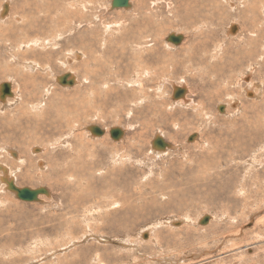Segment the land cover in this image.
Wrapping results in <instances>:
<instances>
[{"label": "rangeland", "instance_id": "obj_1", "mask_svg": "<svg viewBox=\"0 0 264 264\" xmlns=\"http://www.w3.org/2000/svg\"><path fill=\"white\" fill-rule=\"evenodd\" d=\"M9 1L11 4L10 5L11 10L9 8V4H7L8 2L5 3L6 0H0V12L3 10L4 5L8 6L7 7L8 11L3 17V19L5 18L4 19L5 21L2 22L3 19H0V29L5 32L4 36H2V34L0 33V66L5 67L7 65V67L9 68L12 69L14 68L13 70L11 69L12 71H10L13 73L12 75L14 76V79L12 76H9V74L7 75L4 73H0V84L6 82L9 83L8 80H11L13 90L15 92L16 91L21 92L20 94H22V96L24 97L27 96V90L22 86L23 84L20 82V79L18 78L19 76L20 78H24L25 76H26L25 78L27 77L29 78L30 76L31 84L27 86L28 92L30 90V94H32V96L36 95V98L38 97V101L36 100L33 101L34 98L30 97L33 100L28 101V104L36 105L40 102L43 103L44 101H47L45 99L41 100L42 96H44L45 94L44 90L47 87H51V91H52L51 95L55 96L54 99L55 102L53 101L51 102L53 103V105H51L53 108H50V106L45 107V110H47L46 111L47 115L48 113H50L49 117L54 118V122L52 123L49 122V118L48 119L46 118V121H44V123L40 121H34V119L31 117L33 113H29L25 105L21 106V109L17 108L18 104L12 105L13 107L12 106L9 107L7 106L4 108L0 107L2 108L0 110V124H1L0 125V161L3 162L2 164L4 165L5 168L11 169L9 170L12 171L13 174L10 173L9 175L13 176L11 177V179L13 181L15 180V186L19 185L18 186L19 188H29V189L45 188L50 193L49 196L47 195V196L38 197V202L26 203L18 200L14 193H11L7 190L6 186L0 185V187L4 188V189L0 188L1 189L0 190V264H89V263L95 264V261L91 259H94V255H96L94 253L97 252L102 254L103 261L101 263L103 264H208L211 260L212 261L209 264H247L248 262H249L248 264H264V248L261 247V249H257V248L249 249L250 247L255 248L256 244L261 243L262 241L264 244V240L261 239L259 241L256 240L257 243L254 242L255 236L253 235V231H252V229L254 228V223L257 221V219L261 218V216L262 217L264 216V138L257 137L256 140L251 141L249 144H246V142H241L242 147L240 146L239 149L227 148L223 150L222 147L218 144V142H223L224 140L225 142L228 141L230 142L233 133L234 132L239 133L238 131H241L242 129L241 126L248 125L249 127H253V128L255 127L254 129L258 131H261L264 128V123H263L264 122L263 121L264 66L259 67L258 63L261 61L260 59L258 62L256 61L250 62L249 56H244L242 58L240 55L241 51L239 55H237V48L240 46L235 45L233 41L228 40L225 36L227 27L230 24H236L235 26L239 27V29L242 28V34L247 39L246 34L248 30L245 27L250 25L249 21L253 18L256 21V23L251 24V26L253 29L256 30L255 35L258 43L253 44L252 58H258L260 56L259 43H262L264 45V28L262 31V27L264 26V9L262 8L264 0H250V2L248 0H231L230 3H232V7L230 4L228 5L229 7L226 5L227 4L226 0H220L219 10L217 11V15L213 11L211 6H210L211 9L208 8L210 10H206V9H203V11L197 10L195 2H198L199 0L198 1L197 0H157V1L145 0L144 4L142 3L141 0H131V4L136 10L132 7V10L134 9L135 11L133 10L134 11L133 12L131 10L132 12L129 14L123 12V10H129V9H125V8L111 9V7L109 6L110 0H102L101 1L102 3L100 2V0L99 2L98 0H96V2L93 4L94 7L91 6L92 8L97 7L96 13L92 12L91 14L92 16L94 15L95 17L98 16V21L96 22L97 25L99 24V20H100L101 21L100 23L103 22L104 24H109V25H112L113 23L114 24L120 23V24H125L126 26L128 25L127 28L131 26L130 27L131 31L133 29V33L135 32L134 35L135 40L133 39L134 40L133 41L131 39L133 44H135V41H140V40H136L138 39L137 33L139 31L141 32L142 30L141 34L144 37L142 36L140 37L142 38L141 43L143 42L145 46L148 44H152L153 47L156 46L155 49L158 48L156 58L148 54L149 49H147V51L145 49V53L142 56L144 58L143 61H141V56L137 55L138 54L137 51V53L133 55L134 59L130 60L132 62L131 63L132 65L130 66L128 65L124 66V64L126 63V59H124L125 61L119 60L120 64L118 65V70L116 67L115 69L113 68L115 64L110 66L112 62L110 63V61H106V59L109 60L108 58L99 59V56L95 55L92 52V50L96 47L95 45H97V42H95V45H93L94 47L89 46L90 49L88 50L79 48L78 47L79 43H75V42H79L77 40L79 39L81 31H83L84 28L87 30L89 25L88 23H82L79 29L78 28L74 29L73 26L72 27L70 26L69 21L68 23L67 21H65L66 18L67 17L69 18V16L71 15L68 16V13L66 12V18H65V12L63 11L67 7L65 5L69 6V4L72 3V1H77V0H69V1L50 0V4H49L50 11L49 10H48L49 12L47 11L48 14H50L49 16L48 14H46V12H43L42 14L40 12L41 10H38V9L47 10L43 8L42 5L38 4L39 3L38 0H29V1L17 0V5H14L12 0ZM204 1H206V3H209L210 0H204ZM223 1H225L226 3H224ZM27 4H29V9L26 7ZM36 4L38 7L36 6ZM55 4L58 5L59 7L55 6ZM61 4L63 5L65 4V5L63 6ZM39 5L42 8H39ZM247 5H249V7L252 6V8L254 7V11H252V13L248 11L249 12L248 14L246 11H244ZM140 6H142V9L141 8L139 9ZM186 7H188L187 9L193 12L191 13L187 12ZM147 8L148 10H146ZM239 11L242 13V18H245L244 20L245 24L241 22L242 21L241 14L240 17H238ZM8 12H10V14L14 15L15 17L20 16L21 21L16 22L15 19L12 20V16L11 19L10 17L9 18L6 17ZM117 12L118 15H116ZM121 12L123 14H121ZM233 14H235V16ZM46 15L48 19L45 18V20H43L44 19L43 16L46 17ZM81 15L82 17L86 16L84 13L77 12V16L73 20L75 21L74 25L77 23L78 21L77 19ZM121 15L124 17H122ZM189 15L191 17L192 24H190L189 21L186 22V19L189 17ZM229 15H232L233 18L230 17ZM26 16L28 17L26 18V20L23 21L22 19ZM94 16L92 17V20ZM71 17L73 18L74 16L72 15ZM138 17L142 19H139ZM132 19L138 22L139 25L138 27L136 26V24L133 25L136 22L135 21L133 22ZM85 20L87 19L85 18ZM230 20L232 22H230ZM91 22L94 23L95 20ZM38 24L39 26H36ZM22 25L25 27L24 29L26 31L24 29L23 31H20L18 29V27L21 28ZM30 26L32 27V29H30L31 28ZM35 27L36 29H34ZM37 27L39 29H37ZM68 27L73 31L72 35L71 34L69 35V33L67 34L66 32V29ZM249 30H251V28H249ZM99 31L100 30L96 29L97 33H100ZM26 32H28L29 34H27ZM30 33L34 34V36ZM171 33L182 35L184 38V40L182 38V41L185 42L178 47L167 48L165 39H167V36ZM9 34L11 35L9 36ZM121 34H122L121 31L115 32L113 34L112 37L115 36V38H113V40L115 39L114 41L115 43L117 42V39L120 38ZM146 34L148 37L146 36ZM236 34L237 31L233 35ZM57 35H61V40H55L56 41L55 42L54 39L56 38ZM32 37L35 39L37 37L38 38L37 40H35ZM153 38L155 39V41ZM27 39L29 40L33 39L39 42L43 40H47L52 44L55 43V45L51 44L48 47L45 46L46 48L40 46L39 48L32 49L34 52L42 51V53H40L42 59L40 57H33L35 59L34 62L37 64V66L39 65L38 69L40 71L37 70L36 73L34 71L32 74L27 73L30 71H27L23 68V66H27L28 64L24 63L26 61L25 57L22 58L20 56L21 55L20 52L24 53L25 51H29V49H20V50L17 49L16 52V48H15L19 43L22 44L23 42L22 40H24V42H27L28 41ZM11 40H15L16 42L18 40L19 41L16 43L15 46V42ZM195 42L203 43L202 49L207 50L209 52L210 62L208 66L210 67L219 63L216 57L214 59L211 58L213 51L218 46L224 50H227L228 52L227 55L224 56H222L221 54L217 55V57H219L220 59L226 57L228 61L227 70L223 71V79L220 80L221 81L220 86L217 85L216 82H213L214 85H211L209 88L207 87V94L209 92H210L209 94H212L213 92L214 95L222 94V99L219 100L221 102H218L216 98L215 101H213L214 100L213 98L212 103H210L208 98L201 99V97H199V94H198L199 97L198 98L196 97L197 94L196 96H194V93L193 92L191 93L189 90L188 94H186L185 96L186 99L192 100L196 104L202 102L205 105L200 107V109H202L203 112L202 113L197 112L200 111V109L195 110L196 107L195 109L189 108V110H184V108L180 106H177L176 108L173 107V109L170 110L169 106H165V105L169 104L168 102L170 101L175 102V100H172L171 97L173 86L170 85L168 82H165V84H163L161 82L162 79L165 80L168 79V81L172 82L174 86H179L182 83L180 81L183 76L185 78L188 77L189 79L190 76H193L191 77V79L194 81V83L189 82L190 80L187 78H186L187 80H185L187 86L190 84V87L188 86V89L195 87V89L194 88L193 89L195 90L196 93H198L197 91L201 92L200 90H198L199 88L200 89L202 88L204 90L206 89L205 88L206 87L205 85L207 84V82L205 81L206 78L204 77L203 81H201V79L198 78V76L199 74L201 75L205 73L208 74L207 70H205L204 72L202 70V71H194L190 73L187 71L190 69L187 70L185 69L187 66L190 67V64L189 65L187 64L186 59H188L189 56L191 57L194 55V53H191L193 48L191 49V51H189V48H191V46L193 47ZM228 42L233 44H230ZM6 44H9L10 47L8 48ZM248 44L249 42L243 45L242 48L246 50L248 48ZM166 48L167 50H165ZM13 49L15 50V52H13L14 51ZM127 51L128 53H131L132 49H127ZM72 52L73 53L78 52V54L81 57L78 60H74L73 58L74 56L72 55ZM199 52H202L201 54L202 57L201 56L198 57L197 55L198 60L201 59L203 60L205 53H203V51H199ZM43 53L45 56L43 55ZM46 53L48 54L46 55ZM262 53L261 56L263 57L264 55ZM9 54H11V56L12 55L15 56L16 54V57L18 56L17 60H14L15 62L12 61L13 63L10 62L9 58L11 56ZM28 57L27 59L31 61L32 57L31 56ZM145 57L147 58L150 57L151 60L148 59V63H147L146 61L147 58L145 59ZM72 60H74L75 62ZM134 60L138 62L137 66H133ZM68 61L69 63H67ZM195 61H197V58H195L194 62ZM47 63L49 64L48 65L49 67L46 65ZM248 64H253L255 70L252 72L251 77H249L250 79L248 78L247 81L241 82V84H243L242 86L246 88L245 84H247V82L251 80L250 84L253 83L252 85H256L257 87L262 88V89L259 88L260 92L256 90V95L257 96L259 95L258 97L254 95H250L249 97L245 96L246 94L244 93V91L242 92L240 88L241 84L240 85L238 84L240 77L245 75V73L247 72L246 68ZM76 65L78 66L76 67ZM263 65H264V61H263ZM153 66L155 68H153ZM46 67H48L47 68L49 69L48 71L46 70ZM143 67L148 71V73H150V75L147 76L148 79L144 77L141 81L142 83L141 90L143 91L144 89V91L147 92L148 95L150 96V99L147 100L148 106L149 104L150 107L152 106V103L149 101H152L151 96H153L155 90L154 88H156V85H158L159 82L162 83L163 85L162 88L164 89L163 91H165V93L163 92V96L165 97L163 96L161 97L163 99L164 105H162V102L161 104L158 103L159 107L157 104L156 109L149 110L150 113L149 112L146 113V110H143L140 114L134 113V110L137 109V107L140 105L137 106V104H135L132 100L134 99V97L136 98L140 96L138 91L135 93L133 91L140 90V88L138 87L129 88L130 86L127 87L124 84H122L120 87H118V89H116L117 92L118 91L120 92L118 93L113 92V95L108 97L105 105H102V101L105 99V95H104L105 89H103L105 88V86L99 87L98 84H100L102 81L104 82L106 79H107L106 81L108 82L111 81L114 82L117 81L118 79H121L122 81L124 80L123 78L126 77L127 80L131 81L134 77L133 74L136 71L142 69ZM111 68L113 69L111 70ZM170 68L173 70L172 74H169L172 71L170 70ZM228 68H231L234 72L230 73V71H228ZM77 69L79 71H77ZM85 69L96 72L98 71L97 73L102 72L101 73L102 76L101 77L98 76L97 78V81H99V83L95 82L96 81L95 78L98 74L95 75V78L94 76L92 77L94 82L91 81L90 75L87 78H85L84 77ZM68 72H72V74H74L77 81L78 80L79 81L75 87L70 89L69 88L64 89L65 87L57 84L55 80L56 77L60 75H64L65 73ZM141 72L142 71L140 70L139 73ZM103 73L105 75H103ZM3 74L5 75V77ZM154 74H156L157 76L156 75L153 76ZM109 76L111 77L109 78ZM82 77L84 78L82 79ZM32 78L35 80H33ZM108 78L109 80L111 79V81H109ZM227 81L229 82L227 83ZM153 82H155V84ZM224 82L227 83L228 85L227 84L222 85ZM40 83H43L42 87L38 86V84ZM94 83L96 84V86ZM200 85H202L203 87H201ZM37 87H41L39 93ZM53 87L56 89H54ZM112 87L115 90V86L113 85ZM22 89H25L26 92L22 91ZM125 91L127 92V95ZM123 93L128 97V99L125 102L124 101L118 102L115 99L116 96L114 95L117 96L119 94L123 95ZM17 94L18 93L16 92L15 96ZM20 94H18L19 97ZM129 95L132 96L130 97ZM97 96L99 97L97 98ZM168 96H170L171 99H169ZM49 97L51 96H48V98ZM233 99H236L237 101L241 102L240 109L235 112L233 111L232 107H229V105L233 103L232 102ZM156 100L154 99L155 102ZM176 101L178 102L179 100ZM2 102L3 101H0V106L4 105ZM57 103L58 105H56ZM233 104H235V102ZM219 105L228 106L227 110L229 111V114L225 113L226 110L225 108H224V113H219L218 112ZM164 106L165 108L167 107L169 110L167 108L165 109ZM141 107L142 106H140L139 109H141ZM98 109H100L99 112ZM179 110L180 111L182 110V112H180ZM128 111L132 112V114L135 117H139L138 119L135 118L136 121L132 123L134 129L128 128L129 127L128 121L129 118H131L130 117L131 115L128 116L126 114ZM152 111L161 113V116L160 115L153 116ZM94 112H96V114ZM100 116L101 117L104 116V117L101 118ZM77 117H79V120ZM74 119L76 120V122ZM173 124H175V126ZM10 125H12V127ZM13 125L15 128L13 127ZM36 126L42 128V132L40 129L39 131H36L35 130ZM86 126L99 127L100 129L104 130L106 133H108L110 129L120 128L125 130V135L123 136L120 142L119 141L115 142L112 139H110L109 134H106L105 136L101 137V140L100 138L96 139L99 141V142L97 141L96 143L95 141H90V139L89 140L87 139L88 135L86 130H84L87 128ZM73 128L75 130L72 131ZM9 130L11 132H9ZM34 131L36 132L34 133ZM73 133L76 136H73ZM237 133L235 134L237 135ZM157 134H161L164 141L171 145V148H169L170 151H167L165 155H160V157L155 156L153 152L150 150L152 139H154V137ZM195 134L197 135L198 139L196 138L195 141L193 140L191 143H189L187 141L188 138ZM77 136L79 137V139ZM204 137L205 138L209 137L211 140H213V142L211 141L212 144L216 145L217 142V145L216 146L211 145L210 148L209 147L205 148ZM84 138L86 139L87 142L85 141ZM238 140L241 139L238 138ZM242 140H246V139H242ZM90 142L96 144L97 146L91 145ZM89 143L90 145H88ZM244 143L245 145H243ZM80 144L82 146H79L78 149H75L77 148L76 146ZM7 145L9 146V148ZM44 145L46 149L43 147ZM71 145L72 146L74 145L73 146L74 151H71ZM84 145L85 146L88 145L87 147L89 148V150ZM32 148L35 149V152L31 150ZM7 149H9L10 151ZM79 150L81 151L80 153H78ZM6 152H13L16 155L21 153L19 156L18 155L17 156L19 157V159L23 160L22 165L19 164L20 166H17L18 164L16 163V161H14L16 165L10 167L9 162L11 160L6 158L8 156ZM74 152L78 153L79 154L78 157L80 158H78L77 154H75ZM209 152L212 154H210ZM82 153L84 154L83 155L84 159L81 156ZM66 156L69 159L66 158ZM10 157L15 159L14 157H12V155ZM81 158L84 161V163L81 160ZM35 162L36 164H34ZM210 162L211 164L213 163L215 164L216 162L215 164L216 166L213 164L214 167L212 168L211 166V169L209 171V169H207L208 168L207 164L209 165ZM40 163L41 164L43 163L42 167L39 166ZM70 163L71 165H69ZM236 163L239 164L237 165ZM23 164L26 167L23 166ZM8 165L9 167H7ZM57 165L60 167V169H58L59 167ZM74 165L77 166L78 169H80L81 167V170H83V172L81 174L78 173L77 175H71L72 168L75 167ZM217 166L218 167L220 166L219 170L217 169L218 168ZM23 168L25 169L27 168L26 170L27 172H25V169ZM32 171H34V173ZM43 171L46 172V173L44 172L45 175ZM61 171L64 172L61 173ZM68 171L70 172V174L68 173ZM196 172L199 174H197ZM24 173H27L28 175L30 174L29 176H31V180H32L31 182L23 183L24 181L20 180V178L22 179L21 176L24 175ZM191 174L193 175L194 180L190 179ZM32 175L34 177H32ZM78 175L81 177L78 178L77 177ZM49 177H51L52 179ZM203 177L205 178L207 177L206 179L208 182V187L206 188H203V186H201L202 183L201 181ZM255 177H257L258 179ZM226 178L234 181L233 182L234 185L232 184V186L234 187L233 188L231 187L230 190L227 191L228 193L226 192L225 189H221L220 191L223 192H219V189L217 190V188H220L219 183L220 181L227 180ZM252 178H255L253 179L254 181L251 180ZM237 180H239V182ZM238 186H240L241 189L237 188ZM110 187L115 188V191L110 190ZM200 187L203 188L204 190H202ZM255 188L258 190L257 195L253 194ZM233 189H235V192L233 191ZM201 191L202 193L203 191L204 192L208 191V192L207 194L201 196L202 194ZM114 192L115 193L117 192L116 193L117 195ZM215 193L216 195H219L220 201L219 199H213L211 201L208 199L209 196L212 195L214 196ZM88 194L90 195V197ZM110 194L112 196L125 197L128 203L127 204L128 207L134 208L133 211L136 210L137 211L136 213L140 212V214L134 215L131 218H129V220H127L126 222L127 228L126 227L124 228L125 231H121V232L119 231L118 233H112L108 231L110 230L111 227H112L111 229H114L116 226L115 217L113 216L112 213L113 211H111L109 207L106 208L103 207L102 209H99V207L101 206V205L99 206V203L102 204V201L104 202L114 201V199L110 198L111 197ZM79 196L80 197L84 196L83 197L84 201L82 202V204L80 203L78 204L76 202V199L79 198ZM225 196H227L230 200L228 201L227 198L224 199ZM167 199L170 201V203L168 202ZM233 199L234 200L237 199V200L234 201ZM128 200L130 201L128 202ZM171 200H173V202H171ZM238 201L240 202L241 205L237 204ZM96 202H98L97 203L98 205L95 204ZM167 209L169 210L167 211ZM105 210L106 212H109L108 210H110L109 212L110 215L108 214L109 216H107L106 219L104 216ZM141 211L143 212L142 214ZM204 216H207L209 219H210L209 216H213V217L217 216L216 218H220L223 216L226 219L222 221V223L216 224V227L215 226L207 227L208 223L206 225L199 224ZM102 217H104L105 221L103 220ZM71 218L72 219L75 218V219L72 220ZM233 218L236 219L234 220ZM47 220L48 222L49 221L50 222L49 223L46 222ZM116 220L119 224L122 223L121 219L118 216L116 217ZM172 220L175 222L181 221L180 223L182 227L180 224H175V225L167 224L168 221H172ZM196 220L199 228L194 224ZM61 221L63 223L65 222L66 223L63 225ZM189 221L192 222L191 223L192 227L195 226L193 227L194 230H197V228L198 230H200V227L203 228L207 227V229H205L206 231L203 232L198 231L199 233L198 232L194 233L195 235L193 234L192 236L193 243L191 244V246L190 245L184 246L186 243L183 240L188 239L190 237V236L189 237L186 236L185 233H183L184 230H187L186 228L191 229V226L187 223ZM232 221H234L235 223H233ZM212 223L210 224V226L212 225ZM229 224L233 228L232 227L228 228L230 227L228 226ZM60 225L63 227V229ZM52 226H59V230H54ZM151 227H152V232L150 231L148 232L147 228L150 230ZM68 228L70 229L68 230ZM157 228L158 229L161 228L159 229L160 232L158 231ZM255 228L257 230L258 224ZM177 230L182 234H179V236L175 238L169 237L170 233H173V231L176 233ZM230 231L232 233L241 231L243 235L236 237V235L233 234L232 236L234 237H232L229 236L231 234ZM161 232L164 234L162 235ZM153 233L161 234L160 238L164 239L165 241L162 242L163 245L165 244L163 249H155L156 247L150 245L151 244V242H149L150 237L156 240V238H153L154 237ZM101 235H104L103 237H105V240L107 239V241L98 238ZM85 236L88 239L87 241L84 238ZM37 237L38 239H35ZM72 240L73 242H76L75 243L76 245H73ZM170 241H172V243ZM174 241L178 243L182 242L183 244L179 243V245L184 246L182 247L183 249L180 248L179 246L178 247L180 249L178 247H174L175 246V244H173ZM3 244H5V246ZM167 244L168 245L170 244V246L172 247L171 248L170 246L167 247ZM134 246H136L138 249H135ZM73 249L77 251L75 252L73 251ZM62 257L65 258L63 259Z\"/></svg>", "mask_w": 264, "mask_h": 264}, {"label": "bare ground", "instance_id": "obj_2", "mask_svg": "<svg viewBox=\"0 0 264 264\" xmlns=\"http://www.w3.org/2000/svg\"><path fill=\"white\" fill-rule=\"evenodd\" d=\"M13 1V3H14V5H17V0H12ZM29 1V0H28ZM60 1V0H59ZM67 1H69V0H67ZM102 0H100V2H101ZM142 1V3L144 4V2H145V0H141ZM140 1V2H141ZM157 1V0H156ZM198 1V0H197ZM230 1L231 0H226V2H227V6L230 4L231 5V7H232V3H230ZM249 2H250V0H248ZM248 1H247V3H248ZM8 2V3H7ZM38 4H40V5H42L43 6V8H45V9H47V10H44V9H38V10H41L40 12L43 14V12H46V14H48V12L50 11V6H49V4H50V0H38ZM63 2V1H62ZM65 2V1H64ZM96 2V0H77V1H72V3H70L69 4V6L68 5H65V6H67L65 9H64V11L63 12H65V18H66V12L68 13V16L69 15H73L74 17L72 18L71 16H69V18L67 17L66 18V20L65 21H67V23H68V21H69V23H70V26L72 27L73 26V28L75 29V28H80L81 27V24L82 23H88V25H89V27L87 28V30L84 28L83 29V31H81V33H80V36H79V39L77 40V41H79V42H75V43H79V45H78V47L79 48H81V49H90V47L89 46H93V45H95V42H97V45H95L96 47L92 50V52L95 54V55H97V56H99V59L100 58H108L109 60H107L106 59V61H110V66H112L113 64H115V66L113 67L114 69H115V67L117 68V70H118V65L120 64L119 63V60L120 61H125L124 59H126V63L124 64V66L125 65H128V66H130V65H132L131 63V61L130 60H132V59H134L133 58V55L134 54H136L137 53V51H138V54L137 55H140L141 56V61H143V54L145 53V49H146V51H147V49H149V51H148V54L150 55V56H153L154 58H156V55H157V49H155L156 48V46H152V44H148V43H146V44H148V45H146L145 46V44L142 42L141 43V41H142V38H140L141 36H142V30H141V32L139 31H137L138 33V39H136V40H140V41H135V44H133L132 43V40L134 39L135 40V32L133 33V29H132V31H131V26H129V28H127V26L125 25V24H120V23H116V24H112V25H109V24H104L103 22L102 23H100L101 21L99 20V24L97 25L96 24V22L98 21V16H94V18H93V20H95V22L94 23H92L91 21H93L92 20V12H94V13H96V10H97V7H95V8H92L91 6H93V4ZM98 2H99V0H98ZM111 2H112V0H110V7H111ZM128 2H129V7L128 8H126V9H129V10H123V12H126V13H131L135 8L132 6V4H131V0H128ZM219 2H220V0H210L209 1V3H206V1H204V0H199L198 2H195V4H196V8H197V10H201V11H203V9H206V10H210L211 8H210V6L212 7V9H213V11L216 13V15H217V11L219 10ZM224 3H226L225 1H223ZM5 3H7V4H9V8H10V10H11V4H10V1L9 0H6V2ZM59 3V2H58ZM102 3V2H101ZM153 3V2H152ZM68 4V3H67ZM159 4V3H158ZM40 5H39V8H42V7H40ZM61 5H63V4H61ZM60 5V6H61ZM63 5V6H64ZM96 5V4H95ZM155 5V4H154ZM153 5V6H154ZM188 5V4H187ZM225 5V4H224ZM251 5V4H250ZM36 6H37V4H36ZM55 6H58V5H56L55 4ZM158 6V5H157ZM171 6V5H170ZM4 7H6V9H7V5H4ZM4 7H3V10H4ZM14 7V6H13ZM26 7L29 9V4H27L26 5ZM38 7V6H37ZM59 7V6H58ZM57 7V8H58ZM62 7V6H61ZM94 7V6H93ZM132 7L134 8L133 10H132ZM136 7V6H135ZM185 7V6H184ZM229 7V6H228ZM15 8H16V6H15ZM53 8H55V7H53ZM107 8V7H106ZM142 9V6H140L139 7V9ZM188 7H186V10H187V12H193V11H191V10H189V9H187ZM208 8H210V9H208ZM252 6H250L249 7V5H247L246 7H245V10L244 11H246L248 14H249V12L248 11H250L251 13H252V11H254V7L252 8ZM262 8L264 9V3H263V5H262ZM61 9H63V8H61ZM111 9H112V7H111ZM121 9H124V8H121ZM228 9V8H227ZM230 9V8H229ZM3 10L0 12V17H2V18H0V19H3V17H4V15L7 13V11L8 10H6V12L5 13H3ZM49 10V11H48ZM53 10V9H52ZM93 10V11H92ZM132 10V11H131ZM136 10V9H135ZM134 10V11H135ZM138 10V9H137ZM144 10V9H143ZM146 10H148V8L146 9ZM185 10V11H186ZM48 11V12H47ZM59 11V10H58ZM122 11V10H121ZM133 11V12H134ZM156 11H158V10H156ZM60 12H61V10H60ZM62 12V13H63ZM77 12H80V13H84L86 16H83L82 17V15L81 16H79L78 17V21H77V23L74 25V22L75 21H73L74 19H75V17L77 16ZM141 12V11H140ZM143 12V11H142ZM145 12V11H144ZM147 12V11H146ZM186 12V13H187ZM25 13V12H24ZM36 13H39V12H36ZM56 13H58V12H56ZM72 13V14H71ZM137 13H139V12H137ZM89 14V15H88ZM121 14H123L122 12H121ZM140 14H142V13H140ZM139 14V15H140ZM148 14V13H147ZM189 14V13H188ZM240 14H241V19H242V23L243 24H245V18H242V13L239 11V13H238V17H240ZM50 14H48V16H49ZM90 16V17H88V16ZM98 15V14H97ZM116 15H118V12H117V14ZM136 15V14H135ZM149 15V14H148ZM234 16H235V14H233ZM11 16H12V20L13 19H15V21L16 22H19V21H21V17L20 16H14V15H11L10 14V12H8V14H7V16L6 17H10V19H11ZM21 16H23V15H21ZM58 16V15H57ZM64 16V15H63ZM120 16V15H119ZM122 16V15H121ZM142 16V15H141ZM147 16V15H146ZM230 17H232V15H229ZM28 16H26V17H24L22 20L24 21V20H26V18H27ZM72 18V20H71V18ZM122 17H124V16H122ZM131 17H132V15H131ZM180 17V16H179ZM33 18V17H32ZM44 18V19H43ZM43 20H45V18H47V15H46V17H44L43 16ZM85 18L88 20H85ZM100 18V17H99ZM139 18V17H138ZM137 18V19H138ZM149 18V17H148ZM147 18V19H148ZM233 18V17H232ZM234 18H236V17H234ZM5 19V18H4ZM3 19V21L2 22H4L5 20ZM29 19V18H28ZM41 19V20H42ZM48 19V18H47ZM56 19V18H55ZM61 19H62V17H61ZM91 19V20H90ZM119 19H121V18H119ZM139 19H142V18H139ZM138 19V20H139ZM146 19V18H145ZM144 19V20H145ZM40 20V21H41ZM133 20V19H132ZM143 20V21H144ZM55 21H57V20H55ZM86 21V22H85ZM136 22V20H133V22ZM187 21H189L190 22V24H192V20H191V17H190V15H189V17L186 19V22ZM234 21V20H233ZM26 22V21H25ZM60 22V21H59ZM63 22V21H62ZM112 22V21H111ZM119 22V21H118ZM132 22V23H133ZM170 22V21H169ZM230 22H232L231 20H230ZM125 23V22H124ZM131 23V24H132ZM139 23H140V21H139ZM153 23V22H152ZM249 23H250V25H248V26H246L245 28L248 30L247 31V34H246V37H247V39L245 38V36L242 34V28L241 29H239V27H237V26H235L236 24H230L228 27H227V29H226V33H225V36H226V38L228 39V40H230V41H233V43L235 44V45H237V46H240V47H238L237 48V55H239V53H240V51H241V57L243 58L244 56H249L250 57V62H254V61H256V62H258L259 61V59L261 60L258 64H259V67H263L264 65H263V61H264V56L262 57L261 56V53L264 55V45L262 44V43H259V45H260V51H259V57L258 58H252V52H253V44L254 43H258L257 42V40H256V35H255V32H256V30L255 29H253L252 28V26H251V24H253V23H256V21L252 18L250 21H249ZM21 24H23V23H21ZM28 24V23H27ZM40 24V23H39ZM39 24L38 25H36V26H39ZM94 24H96V25H94ZM136 24V26L138 27L139 25H138V22H136V23H134L133 25H135ZM143 24V23H142ZM141 24V25H142ZM25 25V24H24ZM29 25V24H28ZM34 25V24H33ZM99 25H100V27H99ZM132 25V26H133ZM140 25V26H141ZM201 25V24H200ZM205 25V24H204ZM27 26V25H26ZM32 26V25H31ZM30 26V27H31ZM135 26V27H136ZM33 27V26H32ZM32 27L30 28V29H32ZM41 27V26H40ZM67 27V26H66ZM22 28V29H21ZM18 27V29L20 30V31H23V29L25 28L23 25H22V27ZM72 28V29H73ZM93 28H96V29H98V30H100L99 32L100 33H97L96 32V29H93ZM142 28V27H141ZM188 28V27H187ZM197 28V27H196ZM249 28H251V30H249ZM263 28H264V26L262 27V31H263ZM26 29H28V28H26ZM34 29H36V27L34 28ZM37 29H39L38 27H37ZM51 29V28H50ZM73 29V30H74ZM115 29H116V31H115ZM146 29V28H145ZM25 30V29H24ZM43 30V29H42ZM68 30V31H67ZM70 30V31H69ZM86 30V31H85ZM150 30V29H149ZM196 30V29H195ZM241 30V31H240ZM26 31V30H25ZM29 31V30H28ZM32 31V30H31ZM36 31V30H35ZM35 31H33V32H35ZM119 31H121L122 32V34H121V36H120V38L119 39H117V42L115 43L114 41H115V39L113 40V38H115V36L114 37H112L113 36V34L115 33V32H119ZM237 31V34L236 35H233L235 32ZM15 32V31H14ZM60 32V31H59ZM66 32H67V34L69 33V35L71 34H73V31L68 27L67 29H66ZM76 32V31H75ZM79 32V31H78ZM0 33L2 34V36H4L5 35V32L3 31V30H1L0 29ZM27 34H29L28 32H26ZM30 34H32V33H30ZM36 34V33H35ZM149 34V33H148ZM157 34V33H156ZM171 34H174V35H179V34H175V33H171ZM171 34H169V35H171ZM193 34V33H192ZM11 34H9V36H10ZM33 36H34V34H32ZM31 35V36H32ZM51 35V34H50ZM95 35V36H94ZM150 35V34H149ZM153 35V34H152ZM155 35V34H154ZM168 35V36H169ZM230 35H233V36H230ZM243 35V36H242ZM30 36V35H29ZM36 36H38V35H36ZM55 36V35H54ZM146 36H147V34H146ZM168 36H167V38H168ZM182 36V35H181ZM40 37V36H39ZM52 37V36H51ZM87 37V38H86ZM112 37V38H111ZM142 37H144V36H142ZM148 37V36H147ZM239 37V38H238ZM2 38V37H1ZM33 38V37H32ZM38 38V37H37ZM37 38L35 39V38H33V39H35V40H37ZM41 38H42V36H41ZM50 38V37H49ZM48 38V39H49ZM146 38V37H145ZM182 38H183V36H182ZM187 38V37H186ZM29 40V39H27L28 41L27 42H24V40H22L21 42H22V44L21 43H19L18 45H17V47H15L16 48V52H17V49L18 50H20V49H29V51H25L24 53H21L20 52V56L23 58V57H25V62L24 63H26V64H28L27 66H23V68L25 69V70H27V71H30V72H27V73H30V74H32L34 71H35V73L37 72V70H39L38 69V66H37V64L34 62V58L33 57H40L41 59H42V57H41V55H40V53H42V51H39V52H34L32 49H34V48H39L40 46H43V47H48V46H50L52 43H50V42H48L47 40H43V41H41V42H39V41H35V40ZM132 39V40H131ZM154 39V38H153ZM237 39V40H236ZM3 40V39H2ZM4 40H5V38H4ZM40 40V39H39ZM55 40H61V35H57L56 36V38L54 39V41ZM76 40V39H75ZM97 40V41H96ZM133 40V41H134ZM151 40V39H150ZM166 41V47L167 48H171V47H178V46H180V45H182L184 42L183 41H181L178 45H173V44H171L170 42H168L167 41V39H165ZM183 40H184V38H183ZM7 41V40H6ZM11 41H14L15 42V46H16V43L19 41H15V40H11ZM52 41V40H51ZM74 41V40H73ZM145 41H147V40H145ZM154 41H155V39H154ZM154 41H153V43H154ZM56 42V41H55ZM113 42H114V44H113ZM149 42V41H148ZM247 42H249V44H248V48L246 49V50H244L242 47H243V45H245ZM151 43V42H150ZM190 43V42H189ZM228 43H230V42H228ZM233 43H230V44H233ZM14 44V43H13ZM156 44V43H155ZM170 44V45H169ZM52 45H55V43L54 44H52ZM6 46L9 48L10 47V45L9 44H6ZM158 46V45H157ZM202 46H203V43H196L195 42V44L193 45V47L191 46V48H189V51H191V49L193 48V50H192V52L191 53H194V55L193 56H189V58L188 59H186L187 61V64L189 65L190 64V67H188L187 65V67L185 68L186 70L187 69H190V70H187L188 72H194V71H202L203 70V72L205 71V70H207V72H208V74H203V75H201V74H199V76H198V78H200L201 79V81H203V79H204V77L206 78V82H207V84L205 85L206 87V89L204 90V89H198V90H200L201 92H199V91H197L198 93H196L195 92V87H192V88H190V89H188V86L190 87V84L187 86V84L185 83V80H187V79H189L188 77H182V79H181V81L180 82H182L181 83V85H179V86H174V84L172 83V82H170V81H168V79L167 80H165V79H162L161 80V82L163 83V84H165V82H168L170 85H172L173 86V91H174V89L175 88H179V89H182L184 92H185V96H186V94H188V92H189V90H190V92L192 93H194V96H196V94H197V96L196 97H198V94H199V97H201V99H206V98H208V100L210 101V103H212V100H213V98H214V100L213 101H215V98L218 100V102H221V101H219V100H221L222 99V94H220V95H214L213 94V92H212V94H207V87L209 88L211 85H214V83L213 82H216L217 83V85H219L220 86V83H221V81L220 80H222L223 79V71H225V70H227V64H228V61H227V58L226 57H223V58H219V57H217V55L218 54H221L222 56H224V55H227V50H224V49H222L221 47H217L214 51H213V53H212V59H214L215 57H216V59L219 61V63L218 64H215V65H213V66H208V64H209V62H210V54H209V52L207 51V50H203L202 49ZM45 47V48H46ZM94 47V46H93ZM92 47V48H93ZM13 48V47H12ZM54 48V47H53ZM167 48L165 49V50H167ZM42 49V48H41ZM127 49H132V51H131V53H128V51H127ZM14 50V49H13ZM49 51H51V50H49ZM81 51V50H80ZM170 51V50H169ZM199 51H203V53H205V56H204V59L202 60H198V57L199 56H201V54H202V52H199ZM13 52H15V50L13 51ZM48 52V51H47ZM89 52V51H88ZM221 52V53H220ZM12 53V52H11ZM87 53V52H86ZM91 53V52H90ZM92 53V54H93ZM190 53V52H189ZM48 53H46V55H47ZM71 54V53H70ZM84 54V53H83ZM175 54V53H174ZM173 54V55H174ZM10 56H11V54H9ZM43 55H44V53H43ZM42 55V56H43ZM50 55V54H49ZM72 55L74 56H72L73 58H74V60H78L81 56L78 54V52L77 53H73L72 52ZM89 55V54H88ZM148 55V56H149ZM197 55H198V57H197ZM9 56V57H10ZM28 56H31L32 57V59H31V61L30 60H28L29 59V57ZM45 56V55H44ZM83 56V55H82ZM145 56V55H144ZM147 56V57H148ZM18 57V56H17ZM17 57H16V54H15V56L14 55H12L9 59H10V62H15L14 60H17ZM27 57H28V59H27ZM89 57V56H88ZM136 57V56H135ZM147 57H145V59L147 58ZM202 57V56H201ZM50 58V57H49ZM86 58V57H85ZM122 58V59H121ZM157 58H158V56H157ZM160 58V57H159ZM169 58H170V56H169ZM195 58H197V61H195L194 62V60H195ZM40 59V60H41ZM148 59H150V57L149 58H147L146 59V61H147V63H148ZM33 60V61H32ZM39 60V59H38ZM74 60H72V61H74ZM151 60V59H150ZM150 60H149V62H150ZM154 60V59H153ZM152 60V61H153ZM233 60V59H232ZM263 60V61H262ZM66 61V60H65ZM86 61V60H85ZM103 61V60H102ZM128 61H130V62H128ZM12 62V63H13ZM50 62V61H49ZM75 62V61H74ZM79 62V61H78ZM83 62V61H82ZM94 62H95V60H94ZM249 62V63H250ZM255 62V63H256ZM38 63V62H37ZM40 63V62H39ZM45 63V62H44ZM62 63H64V62H62ZM67 63H69V61L67 62ZM97 63V62H96ZM144 63V62H143ZM142 63V64H143ZM152 63V62H151ZM157 63V62H156ZM72 64V63H71ZM70 64V65H71ZM74 64V63H73ZM81 64V63H80ZM137 64H138V62L136 61V60H134V62H133V66H137ZM154 64V63H153ZM186 64V63H185ZM257 64V65H258ZM14 65V64H13ZM47 66L49 65L48 63L46 64ZM69 65V64H68ZM67 65V66H68ZM261 65V66H260ZM12 66V65H11ZM51 66V65H50ZM62 66V65H61ZM66 66V65H65ZM78 65H76V67H77ZM145 66H146V64H145ZM148 66V65H147ZM161 66V65H160ZM159 66V67H160ZM170 66V65H169ZM14 67V66H13ZM49 67V66H48ZM48 67H46V70L48 71L49 69H47ZM142 67V66H141ZM158 67V66H157ZM193 67V68H192ZM208 67V68H207ZM86 68V67H85ZM113 68H111V70L113 69ZM153 68H155L154 66H153ZM12 68H9V67H7V65L5 66V67H3V66H0V73H4V74H9V76H12L13 77V79H14V76L12 75L13 73L12 72H10V71H12L11 70ZM69 69V68H68ZM70 70H72V69H70ZM100 70V69H99ZM110 70V69H109ZM116 70V71H117ZM142 71L141 73H139V71ZM139 71H136L133 75H134V77H133V81L131 80H127L126 78H123L124 80H122L121 81V79H118L117 81H114V82H112L111 81V79L109 80V78L111 77V76H109V78H108V80L109 81H111V82H108V81H106L107 79L106 78H104V79H106L104 82L102 81L100 84H98V86L99 87H104L105 86V88H103V89H105V99L102 101V105H105V103L107 102V99H108V97L109 96H111V95H113V92H116V93H118V92H120V91H116V89H118V87H120L122 84H124V85H126L127 87L128 86H130L129 88H133V87H138V88H140V90H136V91H133L134 93L135 92H137L138 91V93H139V96L140 97H134V99L132 100L135 104H137V106L138 105H140V106H142L141 107V109H139V107L140 106H138L137 107V109H135L134 110V113H136V114H140L143 110H146V113L147 112H149V110H151V109H156L157 107V104L159 103V104H161V102H162V105H164L163 104V99L161 98L162 96H163V92L165 93V91H163L164 89L162 88L163 87V85H162V83H158V85H156V88H154L155 90H154V93H153V91H152V93H153V96H151V100L152 101H149V102H151L152 103V106L150 107V104H149V106H148V104H147V100H149L150 99V96L148 95V93L147 92H145L144 91V89H143V91L141 90L142 89V83H141V81H142V79L144 78V77H146L147 79H148V75H150V73H148V71L146 70V69H144V67L142 68V69H140ZM161 70V69H160ZM170 70H172L171 68H170ZM193 70V71H192ZM246 70H247V72L245 73V75H243L242 77H240V79H239V85L241 84V82H244V81H247V79L249 78V77H251V74H252V72L255 70L254 69V67H253V64H248L247 65V68H246ZM17 71V70H16ZM40 71V70H39ZM77 71H79L78 69H77ZM106 71V70H105ZM114 71V70H113ZM120 71V70H119ZM158 71V70H157ZM168 71V70H167ZM176 71V70H175ZM228 71H230V73H232V72H234L231 68H228ZM98 72V71H97ZM96 71H90V70H88V69H85V73H84V77L85 78H87L89 75H90V78H91V81L92 82H94V80L92 79V77L94 76V78H95V75L96 74H98L97 76H96V83L98 82L99 83V81H97V78H98V76H102L101 75V73L102 72H100V73H97ZM109 72V71H108ZM172 72H173V70L171 71V73H169V74H172ZM17 73V72H16ZM50 73V72H49ZM75 73V72H74ZM106 73V72H105ZM152 73V72H151ZM176 73V72H175ZM196 73V72H195ZM199 73V72H198ZM197 73V74H198ZM3 74V75H4ZM44 74V73H43ZM65 74H68L69 75V78L70 79H72V80H74V85L72 86V87H70V86H67V85H62L63 87H65L64 89H70V88H73V87H75L77 84H78V81H77V79L75 78V76H74V74H72V72H68V73H65ZM153 74V73H152ZM194 74V73H193ZM103 75H105L104 73H103ZM110 75H111V73H110ZM117 75V74H116ZM156 74H154L153 76H155ZM159 75H160V73H159ZM168 75V74H167ZM28 76V75H27ZM41 76V75H40ZM50 76V75H49ZM61 76V75H60ZM157 76V75H156ZM4 77H5V75H4ZM26 77V76H25ZM24 77V78H25ZM59 77V76H58ZM58 77H56V78H58ZM84 77H82V79L84 78ZM113 77V76H112ZM115 77V76H114ZM117 77H119V76H117ZM165 77V76H164ZM191 77H193V76H190V81L189 82H191V83H194V81L191 79ZM9 78V77H8ZM20 78V76H19V78L18 79H20V82L23 84L22 86L27 90V96H22V94H20L21 92H19V91H16L18 94H20V97L18 96V94L15 96V91L13 90V86H12V81L11 80H8L9 81V83H11V84H9L8 82H6V84H8L9 86H10V89H11V92H12V94H13V96L12 97H6L5 98V100L2 102L4 105H2V106H0V107H2V108H4V107H9V106H12V105H14V104H18L17 105V108L18 109H21V106H23V105H25L26 106V108L28 109V112L29 113H33L32 114V118L34 119V121H40V122H42V123H44V121H46V118L48 119L49 118V122H54V118H51V117H49L50 116V113H48V115H47V110H45V107L46 106H50V108H53L51 105H53V103H51L52 101L53 102H55V96L53 95H51V93H52V91H51V87H47L45 90H44V92H45V94H44V96H42V99L41 100H43V99H45V100H47V101H44L43 103L42 102H40V103H38V104H36V105H34V104H31V105H29L28 104V101H32L33 99H31L30 97H32V98H34V100L33 101H38V97L36 98V95H33L32 96V94H30V90H29V92H28V87L27 86H29L30 84H31V82H30V76H29V78L27 77V78ZM103 78V77H102ZM194 78H196V77H194ZM193 78V79H194ZM33 79V78H32ZM126 79V80H125ZM152 79V78H151ZM177 79V78H176ZM250 79V78H249ZM33 80H35V79H33ZM86 80V79H85ZM90 80V79H89ZM103 80V79H102ZM146 80V79H145ZM145 80H143V81H145ZM195 80V79H194ZM199 80V79H198ZM14 81V80H13ZM32 81V80H31ZM237 81V80H236ZM251 81V80H250ZM250 81H248L247 82V84H245L246 85V88H244L242 85L243 84H241L240 86V88H241V90H242V92L244 91V93L246 94L245 96H247V97H249L250 95H254V96H257L256 95V90H258V92H260V89H262V88H260V87H257L256 85H252V84H250ZM26 82V83H25ZM55 82L57 83V81L55 80ZM157 82V81H156ZM229 81H227V83H228ZM154 84H155V82H153ZM199 83H200V81H199ZM203 83V82H202ZM201 83V84H202ZM227 83H223L222 85H225V84H227ZM58 84V83H57ZM95 84V83H94ZM111 84V85H110ZM238 84H236V85H238ZM1 85V84H0ZM115 86V90L113 89V87L112 86ZM228 85V84H227ZM38 86H43V83H40V84H38ZM61 86V85H60ZM95 86H96V84H95ZM194 86V85H193ZM198 86V85H197ZM201 87H203L202 85H200ZM199 86V87H200ZM41 87H37V90H38V93H39V91L41 90ZM67 87V88H66ZM155 87V86H154ZM36 88V87H35ZM54 88V87H53ZM125 88V87H124ZM194 88V89H193ZM213 88V87H212ZM260 88V89H259ZM25 89H22V91H24V92H26L25 91ZM54 89H56V88H54ZM245 89V90H244ZM35 90V89H34ZM89 90H90V88H89ZM202 90H204V91H202ZM104 91V90H103ZM156 91V92H155ZM173 91H172V94H171V97H172V100H175V102H172V101H170V102H168L169 104H167V105H165V106H169V109L170 110H172L173 109V107H177V106H180V107H183L184 108V110H189V108H192V109H195V107H196V109L195 110H198V109H200V107L201 106H205L202 102H200V103H195V102H193L192 100H187L186 99V97L185 96H183V97H179V98H177V99H173ZM43 92V93H44ZM126 92V91H125ZM254 92V93H253ZM133 93V94H134ZM190 93V94H191ZM216 93V92H215ZM221 93V92H220ZM231 93H233V92H231ZM207 94V95H206ZM259 94V93H258ZM103 95V96H104ZM126 95H127V92H126ZM124 93H123V95H114V96H116V100L119 102V101H126L127 99H128V97L126 96ZM211 95H214V96H211ZM48 96H51V97H49L48 98ZM130 96V95H129ZM132 96V95H131ZM130 96V97H131ZM259 96V95H258ZM257 96V97H258ZM29 97V98H28ZM59 97V96H58ZM99 96H97V98H98ZM163 97H165V96H163ZM169 97V99H171L170 98V96H168ZM198 97V98H199ZM253 97V96H252ZM26 98H28V99H26ZM100 98H101V96H100ZM99 98V99H100ZM159 98V99H158ZM246 98V97H245ZM29 99H31V100H29ZM39 99H40V97H39ZM63 99V98H62ZM110 99V98H109ZM154 99L156 100V102L154 101ZM165 99H167V98H165ZM190 99V98H189ZM49 100V101H48ZM64 100V99H63ZM114 100V99H113ZM176 100H179L178 102L176 101ZM131 101V100H130ZM254 101V100H253ZM264 101V100H263ZM123 102V103H124ZM235 102V104H233V103ZM232 104L231 105H229V107H232L233 108V111L235 112V111H237V110H239L240 109V103L241 102H239V101H237L236 99H233L232 100ZM90 103V102H89ZM133 103V104H134ZM165 103H166V101H165ZM214 103V102H213ZM248 103V102H247ZM50 104V105H49ZM66 104V103H65ZM88 104V103H87ZM129 104V103H128ZM159 104H158V107H159ZM56 105H58V103L56 104ZM68 105H70V104H68ZM228 105V104H227ZM251 105V104H250ZM258 105V104H257ZM74 106V105H73ZM98 106V105H97ZM117 106V105H116ZM165 106H164V108H165ZM13 107V106H12ZM56 107V106H55ZM218 107H222V112H219V113H224V108L226 109L225 110V113L226 114H229V111L227 110L228 109V106H223V105H219ZM253 107V106H252ZM2 108H0V110L2 109ZM85 108V107H84ZM88 108H90V107H88ZM92 108V107H91ZM167 108V107H166ZM165 108V109H166ZM124 109V108H123ZM168 109V108H167ZM168 109V110H169ZM243 109V108H242ZM99 110L100 109H98V112H99ZM120 110V109H119ZM126 110V109H125ZM133 110V109H132ZM183 110V111H184ZM48 111H49V108H48ZM180 111V110H179ZM243 111V110H242ZM3 112H5V111H3ZM78 112V111H77ZM88 112V111H87ZM97 112V111H96ZM96 112H94L95 114H96ZM153 112V111H152ZM151 112V113H152ZM180 112H182V110L180 111ZM197 112H200V113H202L203 111H202V109H200V111H197ZM12 113V112H11ZM28 113V114H29ZM79 113V112H78ZM82 113V112H81ZM131 113V114H130ZM145 113V112H144ZM150 113V112H149ZM4 114V113H3ZM25 114V113H24ZM93 114V113H92ZM103 114V113H102ZM128 116H130L131 118H129V121H128V128H133V126H132V123L134 122V121H136L135 120V118H139V117H135L133 114H132V112H127L126 113ZM177 114V113H176ZM240 114H242V113H240ZM240 114H238V115H240ZM246 114V113H245ZM72 115H75V114H72ZM80 115V114H79ZM94 115V114H93ZM126 115V116H127ZM157 115H160L161 116V113H158V112H153V116H157ZM196 115V114H195ZM223 115V114H222ZM237 115V114H236ZM25 116V115H24ZM159 116V117H160ZM168 116V115H167ZM203 116V115H202ZM227 116V115H226ZM13 117V116H12ZM11 117V118H12ZM20 117V116H19ZM26 117H27V115H26ZM98 117V116H97ZM101 117V116H100ZM99 117V118H100ZM102 117H104V116H102ZM101 117V118H102ZM7 118V117H6ZM71 118V117H70ZM75 118V117H74ZM78 118V120H79V117H77ZM90 118V117H89ZM147 118V117H146ZM8 119V118H7ZM9 119H10V117H9ZM91 119V118H90ZM141 119V118H140ZM163 119V118H162ZM173 119V118H172ZM202 119V118H201ZM16 120V119H15ZM19 120V119H18ZM25 120V119H24ZM72 120V119H71ZM75 120V119H74ZM100 120V119H99ZM102 120V119H101ZM131 120H133V121H131ZM178 120V119H177ZM7 121V120H6ZM17 121V120H16ZM83 121V120H82ZM90 121V120H89ZM165 121V120H164ZM169 121V120H168ZM263 121H264V119H263ZM10 122V121H9ZM72 122V121H71ZM75 122H76V120H75ZM86 122V121H85ZM97 122H99V121H97ZM140 122V121H139ZM15 123V122H14ZM70 123V122H69ZM73 123V122H72ZM94 123V122H93ZM145 123H146V121H145ZM168 123V122H167ZM236 123V122H235ZM238 123V122H237ZM264 123V122H263ZM9 124V123H8ZM12 124V123H11ZM18 124V123H17ZM56 124V123H55ZM57 124H58V121H57ZM74 124V123H73ZM87 124V123H86ZM116 124V123H115ZM172 124V123H171ZM1 125V124H0ZM25 125V124H24ZM41 125V124H40ZM71 125V124H70ZM174 126H175V124H173ZM177 125V124H176ZM240 125V124H239ZM243 125V124H242ZM254 125V124H253ZM11 127H12V125H10ZM109 126V125H108ZM173 126V127H174ZM178 126V125H177ZM177 126H176V128H177ZM235 126V125H234ZM13 127H14V125H13ZM73 127H75V126H73ZM87 127V126H86ZM86 127H84V128H86ZM89 127H91V126H89ZM89 127H87L86 129H84V130H86V132H87V135H88V140L90 139V141H95L96 143H97V141L98 140H96V139H99L100 138V140H101V137H95V136H93V135H91V133L88 131V128ZM143 127V126H142ZM15 128V127H14ZM35 128V127H34ZM99 128V127H98ZM104 128V127H103ZM144 128V127H143ZM182 128V127H181ZM184 128V127H183ZM241 131H238L239 133H237V132H234L233 133V135L231 136V140H230V142L228 141V142H225V140L223 141V142H218V144L222 147V149L224 150V149H227V148H231V149H239L240 148V146L242 145V143L241 142H246V144H249L251 141H254V140H256L257 139V137L259 138H264V128L261 130V131H258V130H255L253 127H249L248 125L247 126H241ZM5 129H6V127H5ZM39 129L41 130V132H42V128H39L38 126H36V128H35V130L36 131H39ZM80 129V128H79ZM83 129V128H82ZM100 129V128H99ZM120 129V128H119ZM134 129V128H133ZM180 129V128H179ZM232 129V128H231ZM253 129V130H252ZM14 130V129H13ZM63 130V129H62ZM73 130H75L74 128L72 129V131ZM83 130V131H84ZM100 130H102V129H100ZM109 130V129H108ZM122 130V132H123V136L125 135V130H123V129H121ZM36 131H34V133L36 132ZM61 131V130H60ZM102 131H104V130H102ZM110 131V130H109ZM109 131H108V133H106L105 131H104V135L103 136H105L106 134H109ZM233 131V130H232ZM9 132H11L10 130H9ZM161 132V131H160ZM7 133V132H6ZM15 133V132H14ZM13 133V134H14ZM22 133V132H21ZM185 133V132H184ZM235 133H237V135L235 134ZM25 134V133H24ZM76 134V133H75ZM142 134V133H141ZM36 135V134H35ZM4 136V135H3ZM10 136H12V135H10ZM9 136V137H10ZM62 136H64V135H62ZM73 136H76V135H74V133H73ZM82 136H84V135H82ZM123 136L119 139V142L122 140V138H123ZM78 137V136H77ZM108 137V136H107ZM155 137H160L163 141H164V139L162 138V135L161 134H157ZM154 137V138H155ZM213 137V136H212ZM228 137V136H227ZM27 138V137H26ZM62 138V137H61ZM196 138H197V135L195 134V138H194V141L196 140ZM205 138V137H204ZM238 138L239 139H241V140H238ZM30 139V138H29ZM39 139V138H38ZM71 139V138H70ZM78 139H79V137H78ZM85 139V138H84ZM105 139H106V137H105ZM108 139V138H107ZM111 139V138H110ZM127 139V138H126ZM198 139V138H197ZM242 139H246V140H242ZM34 140H36V139H34ZM72 140V139H71ZM75 140V139H74ZM81 140V139H80ZM30 141V140H29ZM33 141V140H32ZM85 141H86V139H85ZM84 141V142H85ZM152 141H153V139H152ZM213 142V140H211L209 137H206L205 138V145H204V147L206 148V147H209L210 148V146L211 145H213L212 144V142ZM219 141V140H218ZM9 142V141H8ZM7 142V143H8ZM14 142V141H13ZM13 142H12V144H13ZM18 142V141H17ZM24 142V141H23ZM38 142V141H37ZM87 142V141H86ZM99 142V141H98ZM118 142V141H117ZM130 142V141H129ZM165 142V141H164ZM197 142V141H196ZM71 143H72V141H71ZM91 143V142H90ZM90 143L88 144V145H90ZM152 143V142H151ZM165 143H167V142H165ZM241 143V144H240ZM11 144V143H10ZM10 144H8V145H10ZM18 144V143H17ZM75 144V143H74ZM85 144H87V143H85ZM7 145V146H8ZM20 145V144H19ZM37 145V144H36ZM39 145V144H38ZM87 145V146H88ZM91 145H96V144H93V143H91ZM167 145L169 146V148H171V145L170 144H168L167 143ZM216 145H217V142H216ZM216 145H213V146H216ZM243 145H245V143L243 144ZM30 146V145H29ZM74 146V145H73ZM73 146L71 145V151H74V149H73ZM76 146V145H75ZM79 146H82L81 144L80 145H78V146H76L77 148H75V149H78V147ZM85 146V145H84ZM87 146H85V147H87ZM97 146V145H96ZM44 148H45V145L43 146ZM242 147V146H241ZM8 148H9V146H8ZM15 148V147H14ZM31 148V147H30ZM42 148V147H41ZM82 148V147H81ZM88 148V147H87ZM92 148H94V147H92ZM169 148L168 149H166L165 151H158V150H153L152 149V147H151V151L153 152V154L155 155V156H159L160 157V155H165L166 153H167V151H170L169 150ZM204 148V149H205ZM13 149V148H12ZM46 149V148H45ZM90 149H91V147H90ZM174 149H175V147H174ZM231 149H230V151H231ZM244 149V148H243ZM5 150V149H4ZM7 150H9V149H7ZM32 151H34L35 152V149H31ZM83 150H84V148H83ZM86 150V149H85ZM88 150H89V148H88ZM140 150V149H139ZM241 150V149H240ZM6 151V150H5ZM10 151V150H9ZM28 151V150H27ZM37 151H39V150H37ZM23 152V151H22ZM31 152V151H30ZM44 152H46V151H44ZM64 152V151H63ZM81 151L79 150V152L78 153H80ZM84 152V151H83ZM89 152V151H88ZM92 152V151H91ZM7 154H8V156L6 157L7 159H10L9 161L11 162H9V165H10V167H12V166H14V165H16L15 164V162L14 161H16V163L18 164L17 166H20L19 164H21L22 165V163H23V160H21V159H19V155L21 154H15V153H13V152H6ZM48 153V152H47ZM65 153H67V152H65ZM75 153V152H74ZM78 153H75V154H77V157H78ZM85 153V152H84ZM93 153V152H92ZM210 153V152H209ZM228 153V152H227ZM230 153V152H229ZM30 154V153H29ZM51 154V153H50ZM149 154V153H148ZM152 154V155H153ZM210 154H212V153H210ZM12 155V157H14L15 159H13V158H11L10 156ZM52 155V154H51ZM58 155V154H57ZM83 153L81 154V156L83 157ZM88 155H89V153H88ZM87 155V156H88ZM150 155V154H149ZM234 155H236V154H234ZM233 155V156H234ZM239 155H240V153H239ZM31 156V155H30ZM92 156V155H91ZM27 157H28V155H27ZM35 157V156H34ZM59 157V156H58ZM94 157V156H93ZM235 157V156H234ZM242 157V156H241ZM66 158H68L67 156H66ZM75 158V157H74ZM78 158H80V157H78ZM88 158V157H87ZM86 158V159H87ZM62 159V158H61ZM69 159V158H68ZM77 159V158H76ZM83 159H84V157H83ZM48 160H50V159H48ZM73 160V159H72ZM72 160H70V161H72ZM79 160V159H78ZM78 160H76V161H78ZM81 160H82V158H81ZM94 160V159H93ZM217 160V159H216ZM215 160V161H216ZM65 161V160H64ZM83 161V160H82ZM86 161V160H85ZM92 161V160H91ZM124 161V160H123ZM203 161H204V159H203ZM26 162V161H25ZM81 162V161H80ZM217 162V161H216ZM216 162H215V164H216ZM222 162V161H221ZM3 162H1L0 161V185L1 186H6V188H7V182H14V185H15V180L13 181L12 179H11V177H13V176H10L9 174L11 173V174H13L12 173V171H10L9 169H7V168H5L4 167V165L2 164ZM46 163V162H45ZM83 163H84V161H83ZM87 163V162H86ZM90 163V162H89ZM92 163V162H91ZM252 163V162H251ZM5 164V163H4ZM34 164H36V162L34 163ZM55 164H56V162H55ZM75 164V163H74ZM76 164H78V163H76ZM214 164V163H213ZM213 164H211V162L209 163V165L207 164V166H208V168L207 167H204V168H207V169H209V171H210V169H211V166H212V168L214 167L213 166ZM214 164V165H215ZM237 164V163H236ZM239 164V163H238ZM237 164V165H238ZM3 165V166H2ZM9 165L7 166V167H9ZM29 165V164H28ZM42 165H43V163L41 164H39V166L40 167H42ZM69 165H71V163L69 164ZM73 165V164H72ZM81 165V164H80ZM83 165V164H82ZM85 165V164H84ZM221 165V164H220ZM16 166V167H17ZM23 166H25L24 164H23ZM35 166V165H34ZM55 166V165H54ZM58 166V165H57ZM67 166H68V164H67ZM75 166V165H74ZM216 166V165H215ZM26 167V166H25ZM51 167H52V164H51ZM59 167V166H58ZM218 167V166H217ZM237 167V166H236ZM31 168V167H30ZM33 168H36V167H33ZM49 168V167H48ZM47 168V169H48ZM68 168V167H67ZM219 168H220V166L217 168L218 170H219ZM238 168V167H237ZM23 169H25V168H23ZM47 169H46V171H47ZM57 169V168H56ZM55 169V170H56ZM58 169H60V167L58 168ZM71 169V168H70ZM83 169V168H82ZM207 169H206V171H207ZM233 169V168H232ZM9 170V171H8ZM18 170H19V168H18ZM21 170V169H20ZM27 170V168L25 169V172H27L26 171ZM33 170V169H32ZM34 170H36V169H34ZM66 170V169H65ZM204 170V169H203ZM213 170H215V169H213ZM213 170H211V171H213ZM24 171V170H23ZM29 171V170H28ZM70 171V170H69ZM68 171V173L70 174V172ZM89 171V170H88ZM217 171V170H216ZM21 172V171H20ZM33 173H34V171H32ZM41 172V171H40ZM45 171H43V173H44ZM50 172V171H49ZM59 172H60V170H59ZM62 172H64V171H61V173ZM83 172V170H81V167H80V169H78V167L77 166H75V167H73L72 168V174L71 175H77L78 173H82ZM215 172V171H214ZM35 173H36V171H35ZM42 173V174H43ZM46 173V172H45ZM45 173H44V175H45ZM197 173V172H196ZM204 173V172H203ZM27 173H24V175H22L21 177H22V179L20 178V180H23L24 182L23 183H25V182H31L32 180H31V176H29L28 174L26 175ZM47 174H49V173H47ZM46 174V175H47ZM66 174V173H65ZM197 174H199V173H197ZM207 174V173H206ZM213 174V173H212ZM211 174V175H212ZM14 175H16V174H14ZM58 175V174H57ZM56 175V176H57ZM205 175V174H204ZM52 176V175H51ZM201 176V175H200ZM206 176V175H205ZM10 179H9V178ZM32 177H34L33 175H32ZM43 177V176H42ZM45 177V176H44ZM74 177V176H73ZM78 178H80L81 176H77ZM231 177H233V176H231ZM230 177V178H231ZM236 177V176H235ZM49 178H51V177H49ZM55 178V177H54ZM75 178V177H74ZM105 178V177H104ZM179 178V177H178ZM207 178V177H206ZM205 177H203L202 178V183H201V186H203V188H206V187H208V182H207V179H206ZM214 178V177H213ZM255 178H257V177H255ZM255 178H252L251 180H253V179H255ZM46 179H47V177H46ZM46 179H44V180H46ZM52 179V178H51ZM60 179V178H59ZM191 180H194L193 179V175L191 174V178H190ZM216 179V178H215ZM227 179V178H226ZM237 179V178H236ZM258 179V178H257ZM40 180H42V179H40ZM61 180V179H60ZM78 180V179H77ZM81 180V179H80ZM87 180V179H86ZM92 180V179H91ZM235 180V179H234ZM238 182H239V180H237ZM254 181V180H253ZM258 181V180H257ZM43 182V181H42ZM48 182V181H47ZM60 182V181H59ZM89 182V181H88ZM215 182V181H214ZM234 181H232V180H230V179H227V180H224V181H220V185H219V187L220 188H217V190L219 189V192H223V191H220L221 189H225L226 190V192L228 191V190H230V188L232 187H234V186H232V184L234 185V183H233ZM44 183V182H43ZM67 183V182H66ZM87 183V182H86ZM235 183H237V182H235ZM241 183V182H240ZM252 183V182H251ZM256 183V182H255ZM258 183V182H257ZM29 184V183H28ZM34 184H36V183H34ZM42 184V183H41ZM45 184H47V183H45ZM76 184V183H75ZM89 184V183H88ZM173 184V183H172ZM199 184H200V182H199ZM239 184V183H238ZM242 184V183H241ZM241 184H240V186H241ZM254 184V183H253ZM252 184V185H253ZM22 185H24V184H22ZM51 185V184H50ZM84 185V184H83ZM86 185V184H85ZM210 185V184H209ZM237 185V184H236ZM257 185V184H256ZM19 186V185H18ZM18 186H16L17 188H19ZM175 186V185H174ZM177 186H178V184H177ZM240 186H238L237 188H240ZM113 187V186H112ZM114 187H115V185H114ZM171 187V186H170ZM1 189H4V188H2V187H0ZM201 188V187H200ZM203 188H201L202 190H204ZM252 188V187H251ZM0 189V190H1ZM106 189V188H105ZM122 189V188H121ZM136 189V188H135ZM201 189H198V190H201ZM241 189V188H240ZM256 189V188H255ZM254 189V191H253V194H255V195H257V193H258V190L256 189L255 190ZM88 190V189H87ZM95 190V189H94ZM110 190H114L115 191V188H111L110 187ZM141 190V189H140ZM169 190V189H168ZM196 190V189H195ZM216 190V191H217ZM250 190H253V189H250ZM77 191V190H76ZM96 191V190H95ZM102 191V190H101ZM233 191L235 192V189H233ZM243 191V190H242ZM90 192V191H89ZM94 192V191H93ZM127 192V191H126ZM140 192V191H139ZM139 192H137V193H139ZM208 192V191H207ZM207 192H204L203 191V193H202V191H201V196H203V195H205V194H207ZM225 192V191H224ZM80 193V192H79ZM112 193V192H111ZM115 193V192H114ZM117 193V192H116ZM115 193V194H116ZM217 193V192H216ZM216 193H215V195L213 196H209V200L211 201V200H213V199H219V201H220V197H219V195H216ZM228 193V192H227ZM227 193H226V195H227ZM239 193V192H238ZM237 193V194H238ZM83 194V193H82ZM97 194V193H96ZM50 195V193L48 192V196ZM86 195V194H85ZM89 195V194H88ZM111 195V194H110ZM109 195V196H110ZM117 195V194H116ZM138 195V194H137ZM137 195H135V196H137ZM160 195H162V194H160ZM74 196V195H73ZM229 196H230V194H229ZM84 196H82V197H80L79 196V198H77L76 199V202L79 204H82V202L84 201V198H83ZM89 197H90V195H89ZM96 197H98V196H96ZM106 197V196H105ZM162 197V196H161ZM240 197V196H239ZM76 198V197H75ZM111 199H114V201H109V202H104V201H102V204H100L99 203V209H102L103 207H109V209L111 210V211H113L112 213H113V216L115 217V223H116V226H115V228L114 229H111L110 227H108V228H110V230H108V231H110V232H112V233H118L119 231L121 232V231H125L124 230V228L126 227L127 228V225H126V222H127V220H129V218H131L132 216H134V215H137V214H140V212H138V213H136L137 211L135 210V211H133V209L134 208H129L128 207V203H127V201H126V198L125 197H122V196H112L111 195V197H110ZM196 198V197H195ZM197 198H199V197H197ZM227 198V200L229 201L230 199L227 197V196H225L224 197V199H226ZM232 198H234V197H232ZM237 198V197H236ZM250 198V197H249ZM248 198V199H249ZM72 199H74V198H72ZM120 199H122V200H120ZM223 199V200H224ZM131 200V199H130ZM130 200H128V202L130 201ZM168 200V199H167ZM234 200V199H233ZM235 200H237V199H235ZM234 200V201H235ZM92 201V200H91ZM96 201V200H95ZM180 201V200H179ZM209 201V202H210ZM233 201V202H234ZM240 201V200H239ZM238 201V203L237 204H240V202ZM244 201V200H243ZM75 202V201H74ZM75 202V203H76ZM93 202V201H92ZM168 202L170 203V201L168 200ZM171 202H173V200H171ZM181 202V201H180ZM193 202V201H192ZM209 202H208V204H209ZM242 202V201H241ZM70 203V202H69ZM86 203V202H85ZM90 203V202H89ZM98 202H96L95 204H97ZM137 203V202H136ZM211 203V202H210ZM223 203V202H222ZM227 203V202H226ZM245 203V202H244ZM98 205V204H97ZM236 205V204H235ZM241 205V204H240ZM243 205V204H242ZM245 205V204H244ZM73 206V205H72ZM82 206V205H81ZM85 206V205H84ZM83 206V207H84ZM131 206H133V205H131ZM86 207V206H85ZM92 207V206H91ZM136 208V207H135ZM71 210V209H70ZM69 210V211H70ZM96 210H97V208H96ZM110 210H108L109 212H110ZM169 209H167V211H168ZM226 210V209H225ZM68 211V212H69ZM88 211V210H87ZM91 211H92V208H91ZM143 211V210H142ZM141 211V214L144 212H142ZM242 211V210H241ZM67 212V213H68ZM109 212H106V210H105V212H104V216H105V219H106V217L107 216H109L110 215V213ZM237 212V211H236ZM106 213V214H105ZM136 213V214H135ZM171 213V212H170ZM240 213V212H239ZM109 214V215H108ZM174 214V213H173ZM66 215V214H65ZM188 215V214H187ZM223 215V214H222ZM119 217L120 219H121V221H122V223L121 224H119L118 222H117V220H116V217ZM73 217V216H72ZM113 217V218H114ZM186 217V216H185ZM205 217V216H204ZM203 217V218H204ZM210 217V219L208 220V226L207 227H216V224H220V223H222V221H224L226 218L225 217H220V218H216V217H213V216H209ZM218 217H219V215H218ZM45 218V217H44ZM103 218V220H104V217H102ZM202 218V219H203ZM245 218H247V217H245ZM72 219V218H71ZM73 219H75V218H73ZM72 219V220H73ZM79 219V218H78ZM99 219V218H98ZM190 219V218H189ZM201 219V220H202ZM234 220L236 219V218H233ZM42 220V219H41ZM51 220V219H50ZM61 220V219H60ZM66 220V219H65ZM70 220V219H69ZM102 220V219H101ZM101 220H99V221H101ZM198 220V219H197ZM197 220H196V222H194V224H195V226H197L198 227V225H197ZM54 221V220H53ZM55 221H56V219H55ZM105 221V220H104ZM184 221V220H183ZM43 222V221H42ZM46 222H48V220L46 221ZM50 222V221H49ZM48 222V223H49ZM62 222V221H61ZM112 222H114V221H112ZM171 222V223H170ZM181 222V221H180ZM179 221L178 222H175V221H168L167 222V224H170V225H175V224H180L181 225V223H180ZM213 222V223H212ZM214 222H215V224H214ZM233 223H235L234 221H232ZM63 223V222H62ZM66 223V222H65ZM65 223H63V225L65 224ZM72 223H73V221H72ZM190 226H191V229H189V228H186L187 230H184L183 231V233H185V235L186 236H190L188 239H184L183 241H185V245L184 246H187V245H190L191 246V244L193 243L192 242V240H193V238H192V236H193V234L194 233H196V232H198V231H201V232H203V231H206L205 229H207V227L206 228H203V227H200V230H198V228H197V230H194V228L193 227H195V226H193L192 227V222H187ZM187 223H186V225H187ZM212 223V225L210 226V224ZM37 224H38V222H37ZM61 224V223H60ZM200 224V223H199ZM257 224H258V228H257V230H256V226H257ZM47 225V224H46ZM56 225V224H55ZM59 225V224H58ZM62 225V224H61ZM60 225V226H61ZM62 225V226H63ZM108 225V224H107ZM156 225H157V223H156ZM158 225H160V224H158ZM185 225V224H184ZM184 225H183V228H184ZM61 226V227H62ZM151 226V225H150ZM154 226V225H153ZM169 226V225H168ZM228 226H230V227H228V228H231L232 226L229 224ZM60 227V228H61ZM70 227V226H69ZM88 227V226H87ZM181 227H182V225H181ZM223 227V226H222ZM52 228L54 229V230H59V226H52ZM86 228V227H85ZM89 228V227H88ZM93 228V227H92ZM150 228V227H149ZM182 228V229H183ZM192 228H193V230H192ZM221 228V227H220ZM233 228V227H232ZM62 229H63V227H62ZM66 229H67V227H66ZM70 228H68V230H69ZM158 229V228H157ZM159 229H161V228H159ZM159 229H158V231H159ZM196 229V228H195ZM209 229V228H208ZM219 229V228H218ZM61 230V229H60ZM104 230V229H103ZM112 230V231H111ZM128 230V229H127ZM179 230H181V229H179ZM98 231V230H97ZM96 231V232H97ZM147 231L149 232H152V227H151V229L149 230L148 228H147ZM232 231V230H231ZM230 231V232H231ZM252 231H253V235L255 236V241L254 242H256V240H264L263 238H264V216L262 217L261 216V218H258L257 219V221L254 223V228L252 229ZM155 232V231H154ZM160 232V231H159ZM178 230L176 231V233L173 231V233H170V236L169 237H172V238H175V237H178L179 236V234H182V233H180V232H178ZM182 232V231H181ZM200 232V233H201ZM255 232H257V233H255ZM47 233V232H46ZM51 233V232H50ZM59 233V232H58ZM162 233V232H161ZM175 233V234H174ZM199 233V232H198ZM197 233V234H198ZM244 233V232H243ZM154 234V237L153 238H156V240L155 239H152L151 237H150V241L149 242H151V246H154V247H156L155 249H163L164 248V245L162 244V242L164 241V239H161L160 238V236H161V234H159V233H157V234H155V233H153ZM164 233H162V235H163ZM236 235V237H239V236H241V235H243L242 234V232L241 231H238V232H236V233H232L231 232V234L229 235V236H232V235ZM168 235V234H167ZM195 235V234H194ZM104 235H101V236H99L98 238H100V239H102V240H104V241H107V239L105 240V237H103ZM253 236V237H254ZM11 237V236H10ZM232 237H234V236H232ZM31 238V237H30ZM85 239H86V241L88 240L87 238H86V236L84 237ZM167 238V237H166ZM8 239V238H7ZM35 239H38V237L37 238H35ZM41 239V238H40ZM76 239V238H75ZM74 239V240H75ZM195 239V238H194ZM30 240V239H29ZM44 240V239H43ZM172 240V239H171ZM42 241V240H41ZM45 241V240H44ZM77 241H79V240H77ZM176 241H178V240H176ZM176 241H174L173 242V244H175V246L174 247H180V248H182V247H184V246H180L179 245V243H182V242H176ZM181 241V240H180ZM239 241V240H238ZM9 242V241H8ZM30 242V241H29ZM37 242V241H36ZM165 242V241H164ZM171 243H172V241H170ZM252 242V241H251ZM7 243V242H6ZM35 243V242H34ZM38 243V242H37ZM72 243H73V245H76L75 243L76 242H73V240H72ZM119 243V242H118ZM229 243V242H228ZM257 243V242H256ZM9 244V243H8ZM79 244V243H78ZM139 244V243H138ZM183 244V243H182ZM4 246H5V244H3ZM33 245V244H32ZM68 245V244H67ZM85 245V244H84ZM83 245V246H84ZM197 245V244H196ZM203 245V244H202ZM253 245V244H252ZM13 246V245H12ZM170 246V244L168 245L167 244V247H169ZM135 247V249H138L136 246H134ZM167 247H165V248H167ZM172 246H170V248H171ZM178 247V248H179ZM261 247L262 248H264V244H263V241L261 242V243H257L256 244V246H255V248H253V247H250L249 249H261ZM83 248V247H82ZM177 248V249H178ZM179 248V249H180ZM76 249H78V248H76ZM176 249V248H175ZM183 249V248H182ZM172 250V249H171ZM170 250V251H171ZM73 251H75L74 249H73ZM77 251V250H76ZM75 251V252H76ZM173 251V250H172ZM175 251V250H174ZM80 252V251H79ZM84 252V251H83ZM73 254V253H72ZM94 254H96V255H94V259H91V260H94L95 261V264H103V263H101L102 261H103V258H102V254L101 253H99V252H97V253H94ZM259 254V253H258ZM239 255V254H238ZM79 256H81V255H79ZM257 257V256H256ZM63 258V257H62ZM65 258V257H64ZM63 258V259H64ZM244 258V257H243ZM60 259V258H59ZM80 259H81V257H80ZM241 259V258H240ZM83 260V259H82ZM244 260V259H243ZM251 260V259H250ZM256 260V259H255ZM78 261V260H77ZM212 261V260H211ZM210 261V262H211ZM214 261V260H213ZM216 261V260H215ZM74 262V261H73ZM79 262V261H78ZM91 262V261H90ZM209 262V263H210ZM262 262V261H261ZM75 263V262H74ZM82 263V262H81ZM208 263V264H209ZM216 263V262H215ZM219 263V262H218ZM243 263V262H242ZM245 263V262H244ZM247 263V262H246ZM249 263V262H248ZM247 263V264H248ZM90 264V263H89Z\"/></svg>", "mask_w": 264, "mask_h": 264}, {"label": "water", "instance_id": "obj_3", "mask_svg": "<svg viewBox=\"0 0 264 264\" xmlns=\"http://www.w3.org/2000/svg\"><path fill=\"white\" fill-rule=\"evenodd\" d=\"M112 9H121L128 8L129 2L128 0H112L111 2ZM6 7H4L3 13L6 12ZM167 41L173 45H178L182 41L181 35L171 34L168 36ZM56 81L59 85H67L72 87L74 85V80L69 78L68 74H64L56 78ZM185 96V92L182 89L175 88L173 91V99H177L179 97ZM6 97H12L10 86L6 83L0 85V101H4ZM218 111L222 112V107H218ZM88 131L91 135L95 137H102L104 135V131L100 130L96 126H91L88 128ZM123 136V132L119 128H113L109 131V137L117 142ZM195 138V135H192L188 138V142L191 143ZM151 147L153 150L165 151L169 148L167 143H165L160 137H155L151 143ZM7 190L11 193H14L16 198L22 202L33 203L38 202V197L47 196L48 191L45 188H37V189H29V188H17L14 185V182H7ZM209 218L205 216L201 221L200 225H205L208 223ZM145 238V236H144Z\"/></svg>", "mask_w": 264, "mask_h": 264}, {"label": "crops", "instance_id": "obj_4", "mask_svg": "<svg viewBox=\"0 0 264 264\" xmlns=\"http://www.w3.org/2000/svg\"><path fill=\"white\" fill-rule=\"evenodd\" d=\"M206 225V224H205Z\"/></svg>", "mask_w": 264, "mask_h": 264}]
</instances>
